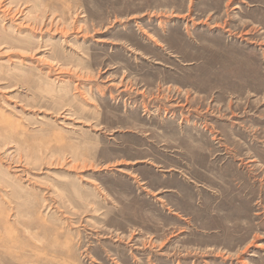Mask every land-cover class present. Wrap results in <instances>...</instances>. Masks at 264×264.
Returning <instances> with one entry per match:
<instances>
[{
    "label": "rangeland",
    "instance_id": "rangeland-1",
    "mask_svg": "<svg viewBox=\"0 0 264 264\" xmlns=\"http://www.w3.org/2000/svg\"><path fill=\"white\" fill-rule=\"evenodd\" d=\"M0 264H264V0H0Z\"/></svg>",
    "mask_w": 264,
    "mask_h": 264
}]
</instances>
